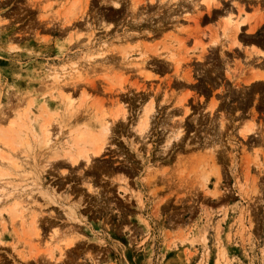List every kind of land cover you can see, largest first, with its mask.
Wrapping results in <instances>:
<instances>
[{"label": "rangeland", "instance_id": "rangeland-1", "mask_svg": "<svg viewBox=\"0 0 264 264\" xmlns=\"http://www.w3.org/2000/svg\"><path fill=\"white\" fill-rule=\"evenodd\" d=\"M255 49L264 0H0V264H264ZM32 95L53 155L9 135Z\"/></svg>", "mask_w": 264, "mask_h": 264}, {"label": "bare ground", "instance_id": "bare-ground-1", "mask_svg": "<svg viewBox=\"0 0 264 264\" xmlns=\"http://www.w3.org/2000/svg\"><path fill=\"white\" fill-rule=\"evenodd\" d=\"M213 1H216V0H205V2L207 3V5H208V3H210V4H212V2ZM228 19L231 21L232 20V18L229 16L228 17ZM235 29H238V23H236L235 25ZM255 52H258V53H260V54H264L263 52H261L260 50H258V49H255L254 50ZM258 71V72H257ZM257 73V74H256ZM254 74H256V76L258 77V79H260V80H262V81H264V70H256L255 72H254ZM252 78V77H251ZM50 95V94H49ZM66 97V96H65ZM68 97V96H67ZM66 97V98H67ZM69 98V97H68ZM36 101H37V98L36 97H34L33 95L32 96H30V98H29V101L28 102H26L25 103V105H26V107H25V109L23 108L22 110V112H20L19 114H17V118H16V125L14 124V122L12 123V120L10 121L11 122V124L12 125H15V127H10L11 129H10V133H9V135H11V133L13 134V135H16V136H20L21 137V135H20V133L22 132V133H25V132H23L24 130L26 131V130H29L28 132H29V135L32 137H34V138H32V139H34V141H35V143L38 145V147H41V146H46L47 148H50V150L52 151V150H54V151H52L51 152V154L53 155V153H56V151L58 150V147H57V145H55V143H53V145H51V143L50 142H53V138L52 137H50V132H49V129L47 128V125H46V123L48 124L49 122V120L52 118L51 117V113L49 112V120L47 119V114H46V112L45 111H49L48 109H44L43 108V112H45V116H46V118H44V119H47V120H44V121H40V122H38L37 123V126H34L33 125V123L35 122V121H33L32 119H30V117H31V115L29 114V111L32 109V107H34L35 106V104H36ZM39 106H37V108H38ZM40 107H41V105H40ZM42 107H44L43 105H42ZM40 110H41V108H39ZM45 110V111H44ZM42 111V110H41ZM41 111H39V112H41ZM30 113H31V111H30ZM37 113H38V111H37ZM251 113H252V111H251ZM40 114V113H39ZM252 114H254V113H252ZM38 115V114H37ZM37 115H35V117H37ZM40 116H42L41 114H40ZM33 117V116H32ZM42 117H44V116H42ZM51 117V118H50ZM24 118V120H27V121H24V120H22ZM40 118V117H39ZM149 117H148V115L147 114H143V116H140V118H139V126H140V129H142L145 125H146V122H147V119H148ZM23 121L25 122V124L23 123ZM45 121H47V122H45ZM246 122V123H245ZM245 122H243L244 124H242V126L241 127H239L238 128V132L236 133L237 135L240 133V134H242V135H248L247 137H248V139H249V136L250 135H252V134H250L249 132H251V130H250V128H251V124H250V122H247V121H245ZM10 125V124H9ZM8 125V126H9ZM24 126L22 129V131L19 129V127L20 126ZM71 126H73V125H71ZM26 127V129H24ZM78 128L79 129V125H77V126H75L73 129H75V128ZM109 127V126H108ZM108 127H106V130H108ZM9 128V127H8ZM77 128L75 129L76 131H74V130H71L70 132H73V134L71 135L72 137V139L71 140H73V142H76V143H80V142H87L88 144H89V147H88V149L87 150H85V148H81V150H79V152L78 153H76V152H69V149L67 148V150L65 149V151H67V155H66V157L71 161V162H76L77 160H78V158L80 157L81 159L82 158H84L83 160H85V161H88V158L90 157V154L93 156H95L97 153H99V151L101 150V148H102V144H103V141H104V139H103V137L102 136H100L99 134H95V133H92L93 131L90 129H86V128H84L83 130H78L77 131ZM86 129V130H85ZM105 129V127L103 126L102 127V129H100V126H99V129L97 130V131H103ZM1 132V131H0ZM30 132H31V134H30ZM2 133V132H1ZM174 134H175V132H174ZM250 134V135H249ZM2 135H4V134H2ZM28 135V134H27ZM24 136H25V134H24ZM69 136H70V133H69ZM3 137V136H2ZM26 137V136H25ZM25 137H23V140H25V141H27V139L25 138ZM74 137V138H73ZM246 137V138H247ZM4 138V137H3ZM22 138V137H21ZM59 138V137H58ZM16 139V138H15ZM31 139V138H30ZM244 139V138H243ZM17 140V139H16ZM32 141V140H31ZM31 141H30V143H31ZM24 142V141H23ZM69 142H70V140H69ZM72 142V141H71ZM72 142V144H75V143H73ZM259 142H260V140H259ZM262 142V141H261ZM57 143V142H56ZM67 143V142H66ZM256 143H258V142H250L249 144H254L255 145V147H254V149H252L250 152H248V154H250L251 155V157L254 159L255 158V160H257L258 158H259V155H257V154H255L257 151H259V150H262L261 149V147H262V145H260V144H256ZM33 144V143H32ZM69 144V143H68ZM71 144V143H70ZM63 145V144H62ZM252 145H251V147H252ZM20 146V145H19ZM24 146H25V148H26V145L24 144ZM61 146V145H60ZM71 146H73V145H71ZM63 149V148H62ZM27 150V149H26ZM91 151L90 152V154L88 153L87 154V152L88 151ZM31 151V150H30ZM63 151H64V149H63ZM29 152V151H28ZM213 152V151H212ZM31 153V152H30ZM61 153V152H60ZM2 155H0V163H3L4 164V162L6 161V160H4V162H2L3 160L2 159H4L3 157H5V156H7V157H5V159H7L8 158V154L6 155L5 153H1ZM3 154H4V156H3ZM59 154V153H58ZM10 155V154H9ZM249 155V156H250ZM29 157H31V156H29ZM204 159H209V157H203ZM212 158V157H211ZM252 158H251V160H252ZM11 159V157L10 158H8V160H10ZM7 160V161H8ZM12 160H14V159H11V161ZM9 162V161H8ZM199 162H201V163H203L202 161H199ZM9 163H13L12 165H14L15 163L12 161V162H9ZM21 163V162H20ZM3 164L2 165H0V177L2 176V174H4V176H7V174H9V175H11L12 176V174H10V173H7V171L5 170L6 168H4V169H2L1 167L3 166ZM262 164V162L259 160V161H257V165H261ZM20 165V164H19ZM197 165H201L200 163H197ZM16 166V165H15ZM262 166V165H261ZM13 169H15L14 167H12ZM261 168H263V167H261ZM11 172V171H10ZM7 173V174H6ZM6 174V175H5ZM15 178V177H14ZM12 179V178H11Z\"/></svg>", "mask_w": 264, "mask_h": 264}]
</instances>
